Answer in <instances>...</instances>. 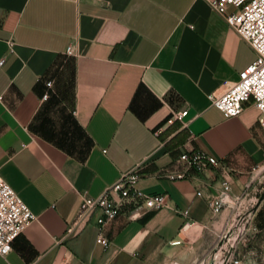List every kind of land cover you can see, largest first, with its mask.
<instances>
[{
    "label": "crops",
    "instance_id": "1",
    "mask_svg": "<svg viewBox=\"0 0 264 264\" xmlns=\"http://www.w3.org/2000/svg\"><path fill=\"white\" fill-rule=\"evenodd\" d=\"M208 1L0 0V175L36 217L0 264H224L218 234L240 209L256 227L240 264H264L259 112L225 117L208 99L255 52ZM193 151L220 163L196 171L180 159ZM138 163L137 187L166 205L125 204L107 247L94 221L64 237L78 193ZM223 179L241 201L212 215Z\"/></svg>",
    "mask_w": 264,
    "mask_h": 264
},
{
    "label": "built area",
    "instance_id": "2",
    "mask_svg": "<svg viewBox=\"0 0 264 264\" xmlns=\"http://www.w3.org/2000/svg\"><path fill=\"white\" fill-rule=\"evenodd\" d=\"M208 3L214 11L224 15L227 24L247 41L255 52L254 60L238 73L236 80L225 82L221 92L208 95L210 104L225 117H233L243 110L246 102L250 101L258 110L259 124L264 129V0H209ZM9 44H12L11 41ZM2 64L3 59H0V67ZM50 84L51 82L48 81L47 85ZM46 97L47 95L43 98ZM185 113L186 111L176 113L174 118H180ZM172 120L169 119V122ZM180 159L196 171H202L206 165L215 166L220 163L219 159L204 151L182 153ZM141 166L142 163H138L121 173L96 197L88 196L85 191L79 192V206L64 237L79 235L94 221L99 229L96 242L107 247L108 241L102 236L101 228L115 219L125 204H133L130 217L140 210L163 208L166 205L165 195H148L137 187ZM258 170L263 171L264 164L258 167ZM182 177L183 174L171 176V178ZM197 194L199 195L200 192ZM240 201L241 196L232 195L229 181L223 179L215 195L208 202V207L212 215H216L226 206L234 207ZM243 210L240 209L230 221L228 228L218 234L216 246L219 247V260H223L224 264L241 263L240 243L246 240L251 230L256 231V227L252 224L253 212L250 209L246 212ZM184 214L187 215V211H184ZM35 218L28 206L0 175L1 256L9 252L12 241Z\"/></svg>",
    "mask_w": 264,
    "mask_h": 264
},
{
    "label": "rangeland",
    "instance_id": "3",
    "mask_svg": "<svg viewBox=\"0 0 264 264\" xmlns=\"http://www.w3.org/2000/svg\"><path fill=\"white\" fill-rule=\"evenodd\" d=\"M261 209H263V212H264V202H263V205H262ZM263 218H264V213H263ZM253 232L254 231L251 230L250 233L247 235L246 240L240 243L241 256H243L244 253L246 252V250H248V248L250 247V245L252 243L251 241H253V239L250 238V236L252 235ZM262 239L264 240V237L263 236H262ZM259 240H260V238H258V241Z\"/></svg>",
    "mask_w": 264,
    "mask_h": 264
},
{
    "label": "water",
    "instance_id": "4",
    "mask_svg": "<svg viewBox=\"0 0 264 264\" xmlns=\"http://www.w3.org/2000/svg\"><path fill=\"white\" fill-rule=\"evenodd\" d=\"M262 196H264V192H263V195Z\"/></svg>",
    "mask_w": 264,
    "mask_h": 264
}]
</instances>
